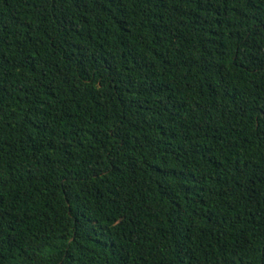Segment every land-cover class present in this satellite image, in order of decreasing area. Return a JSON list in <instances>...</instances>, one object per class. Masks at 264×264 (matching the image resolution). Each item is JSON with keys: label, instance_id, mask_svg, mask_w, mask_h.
<instances>
[{"label": "trees", "instance_id": "16d2710c", "mask_svg": "<svg viewBox=\"0 0 264 264\" xmlns=\"http://www.w3.org/2000/svg\"><path fill=\"white\" fill-rule=\"evenodd\" d=\"M0 264H264V0H0Z\"/></svg>", "mask_w": 264, "mask_h": 264}]
</instances>
